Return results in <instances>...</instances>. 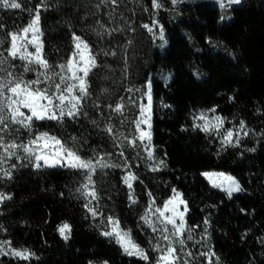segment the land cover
Wrapping results in <instances>:
<instances>
[{
	"label": "trees",
	"instance_id": "16d2710c",
	"mask_svg": "<svg viewBox=\"0 0 264 264\" xmlns=\"http://www.w3.org/2000/svg\"><path fill=\"white\" fill-rule=\"evenodd\" d=\"M18 2L22 9L0 8L5 31L26 25L30 19L26 9L34 8L40 0ZM159 2L163 7L157 10L152 0H118V6L100 0H47L40 23L49 62L57 64L66 58L75 33L98 53L99 67L89 76L91 96L84 106L87 116L66 119L63 125L37 121L36 128L69 142L76 137L80 155L86 158L94 152L112 153L105 160L123 164L119 152L124 151L138 177L133 181L138 203L131 204L128 199L129 189L122 180L124 168L98 170L93 180L104 216L119 217L121 225L130 228L145 249L149 229L140 215L148 204V193L159 204L175 188L187 201L188 223L199 225L195 238L204 237L201 244L211 246L219 264H264V0H242L240 6L230 8ZM98 21L117 30L98 35L103 31ZM154 21L158 24L152 32L142 26L152 27ZM160 26L164 40L159 38ZM26 78L35 77L28 73ZM149 81L155 161L126 143L117 147L104 131L108 124L113 125L118 142L122 140L119 133L133 132L129 121L138 117V109L129 105L127 121L121 124L125 117L107 105H115L121 97L125 101L138 99L140 92L127 89L144 91ZM213 108L215 113L210 111ZM201 113L225 118L224 128L238 126L243 120L249 135L242 136L239 146H223L220 137L195 127L204 123L198 118ZM27 136L21 130L20 139ZM160 160L164 164L152 171L149 165ZM10 163L17 164L11 179L0 177V192L11 196L0 203V240H10L15 248H28L36 258L24 261L0 255V264H147L126 255L113 239L101 235L103 217L93 218L76 191L83 182L80 172L59 167L37 169L15 158ZM204 172L231 175L242 191L229 197L213 188ZM64 222L71 225L67 240L58 230ZM192 250L207 249L195 245Z\"/></svg>",
	"mask_w": 264,
	"mask_h": 264
},
{
	"label": "snow or ice",
	"instance_id": "6c2138e0",
	"mask_svg": "<svg viewBox=\"0 0 264 264\" xmlns=\"http://www.w3.org/2000/svg\"><path fill=\"white\" fill-rule=\"evenodd\" d=\"M171 2L176 4L178 0H171ZM100 3L118 6V0H100ZM152 3L154 9L159 10L163 7L159 0H152ZM240 3L241 0H220V7L230 8L233 4ZM96 7L99 8L100 4ZM0 8L22 9V3L18 0H0ZM47 8V0H40L34 8H27L30 17L27 24L13 31H5L4 26L0 24V33H3L0 36V177L11 179L12 170L17 167V164L10 163L13 158L17 161L26 160L37 169L61 167L76 170L83 176L81 186L76 189L86 201L83 207L93 218L103 217L100 222L104 228L101 235L113 239L126 255L138 257L147 264H219V257L211 246L201 244L204 237L202 236L200 240L195 238L194 232L199 225L188 223L187 201L175 188L171 190L172 195L159 204L149 192L148 204L140 215V220L152 233L149 245L157 255L151 258L148 250L134 239L132 230L123 227L119 217L115 215L105 217L99 204L101 198L96 190L93 176L98 170L103 172L104 169L117 167L124 168L126 171L122 180L129 189V201L131 204L138 203L133 187V181L138 177L131 171L132 166L124 155V151L119 152V156L124 160L123 164L105 160L104 157H111L112 153L101 155L94 152L92 157L86 158L80 155L76 137H71L69 142L68 138L36 128L37 121L44 123L54 121L58 125H63L66 119L76 120L82 115L87 116L84 106L91 96L89 76L99 67L98 53L88 41L75 33L72 34V48L66 58L57 64L49 62L44 52V32L40 23L41 9L47 10ZM111 15L112 13H109L110 17ZM98 24L103 30L98 32V35L104 33L111 35L117 30L110 29L99 21ZM157 24L158 21H154L152 27L148 24L142 26L152 32ZM159 38L164 40L162 26H160ZM108 54L105 53V55ZM111 55H115V52ZM28 73L34 74L35 78H26ZM145 88L144 91L127 89L129 93L140 92L138 99L129 97L125 101V98L121 97L115 105H107L112 112L125 117L121 124L127 121L125 111L129 105L138 109V117L129 121L134 125L133 132L129 134L131 139L129 135L119 133L122 140L118 142L117 132L111 124H108L104 131L113 139L117 147L126 143L133 149H142L146 153L147 160L155 161L151 123L153 96L150 81L146 83ZM145 99L146 103L143 102ZM95 107L98 108L99 105L96 104ZM165 107L169 106L165 105ZM210 111L215 113L216 110L213 108ZM198 118L204 123L197 124L195 127L209 135L214 133L220 137L223 146H239L242 136L249 135L243 120L239 121L238 126L224 128L225 118L219 115L210 118L205 113H201ZM91 122L96 124L95 120ZM21 130L28 134L26 140L20 139ZM136 155L140 156V152ZM6 164L9 166L5 167ZM162 164L164 161L160 160L149 167L152 171H157ZM202 175L213 181V187L226 191L229 197L233 192L242 191L239 182L231 175L223 172H204ZM214 177L222 178L221 182L217 183L213 180ZM224 182H227L226 187ZM6 199H11V196L0 192V203ZM93 201L96 203L93 204ZM204 223L207 225L208 221L205 220ZM58 230L65 240L70 238V224L64 222ZM189 242H192V247L201 245L207 250L193 252ZM0 255H11L24 261L36 258V254L28 248L13 247L10 240H0ZM105 264H107L106 261Z\"/></svg>",
	"mask_w": 264,
	"mask_h": 264
},
{
	"label": "rangeland",
	"instance_id": "374dc122",
	"mask_svg": "<svg viewBox=\"0 0 264 264\" xmlns=\"http://www.w3.org/2000/svg\"><path fill=\"white\" fill-rule=\"evenodd\" d=\"M170 2H171V0H169ZM172 3V2H171ZM198 3H209V4H211L212 6H215V7H219V8H221L220 7V0H178V2L176 3V4H173V5H177V6H180V5H191V4H198ZM241 3H242V0H241ZM241 3L240 4H233L231 7H236V6H240L241 5ZM227 8V7H226ZM147 102V101H146ZM151 123H152V126H153V115H152V121H151ZM143 127H146V126H143ZM42 168H48V167H42ZM56 168H58V167H56ZM59 168H61V167H59ZM205 177V176H204ZM208 182H209V184L213 187V181L212 180H209L208 178H205ZM221 179L222 178H218V177H214L213 178V180H215L217 183H220L221 182ZM224 185H225V187L227 186V182H224ZM241 187V186H240ZM213 188H215V189H217V190H220V191H222V192H224V193H226L227 194V192L226 191H224V190H222L221 188H217V187H213ZM241 191H238V192H233L232 193V195L231 196H233V195H236V194H238V193H240ZM228 195V194H227ZM181 210H183V206H181ZM151 236H152V233H151V231H150V229L148 230V234H147V236H146V238H147V247H146V250H148V254H149V256L151 257V258H154L157 254L155 253V252H153L152 250H151V248H150V245H149V239L151 238ZM135 239V238H134ZM136 240V239H135Z\"/></svg>",
	"mask_w": 264,
	"mask_h": 264
},
{
	"label": "bare ground",
	"instance_id": "6f19581e",
	"mask_svg": "<svg viewBox=\"0 0 264 264\" xmlns=\"http://www.w3.org/2000/svg\"><path fill=\"white\" fill-rule=\"evenodd\" d=\"M206 178V177H205Z\"/></svg>",
	"mask_w": 264,
	"mask_h": 264
}]
</instances>
